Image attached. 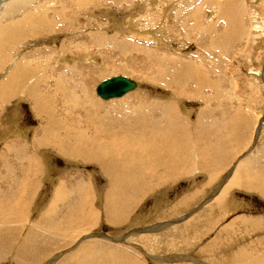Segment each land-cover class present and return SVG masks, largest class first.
I'll return each instance as SVG.
<instances>
[{"label": "rangeland", "instance_id": "obj_1", "mask_svg": "<svg viewBox=\"0 0 264 264\" xmlns=\"http://www.w3.org/2000/svg\"><path fill=\"white\" fill-rule=\"evenodd\" d=\"M11 1L12 0H0V7L2 4H9ZM29 1V5L11 14H15L13 17L11 15L6 17L4 19L5 21L2 20L0 24L12 21V26H15L24 14L33 12V8L38 6L39 3L42 4L44 2L60 0ZM154 1L155 0H104V2L101 3H94V6L87 4L86 6L85 3H83L82 6H84L85 12L81 14L83 15L81 17L77 16L72 18L68 12L70 10L65 11L64 15L67 17L66 19L70 17L72 21L74 20L73 23L70 21L71 23L69 22L65 27L61 26L62 24H57L58 21L50 17L52 15L51 11L47 12L46 22L57 24L53 33L46 32L34 37L35 39L28 38L24 41L23 39L20 40V38L17 39L18 35L13 37V35L7 34L4 37L3 44H6V41L7 44L3 45V48H1L3 49L2 54L6 55L5 57L7 58H5V60L9 61L5 65L3 64L4 61L3 63L0 61V66L2 69L4 68V71L0 68V70L3 71H0V82H5L6 80V82L8 81V83L12 85L14 82L12 79L15 77H10L8 78L9 80L6 78L10 71H14L13 68L17 59L28 52H33L37 48L40 50H47L49 47L54 52H59L61 50L60 48H63L60 44H67L68 41H73L71 44L69 43L64 46L67 48L66 50L69 51L62 55L55 56L53 61L48 64V68L51 69L52 73H55L54 76H56L60 69L63 71L65 67L69 77H72V71L76 68L79 71L78 76L81 91L84 92L87 86L91 92V97L103 104L117 101L125 103V111L123 113L126 114L118 110L114 112L108 110L95 111V114L98 113L97 115L99 116L105 117V115H108V118L104 121L101 120V125L103 127H107L109 122L113 124V135L116 137V141L114 140L115 142H113L114 146L109 145L110 149L114 151L116 144L118 145L124 142L125 145H140L141 148L150 145L151 149H154L153 151H156V149L162 146H166V149L170 150L163 138L162 141H160L161 137L154 138L155 141H160L155 145L158 148H155L153 144L151 146L153 142L148 140L150 131L166 132L165 135H168L172 139H175L176 136L180 138L185 135L182 139L186 140V142L190 141L189 144L192 148L189 153L193 156L194 160L192 163L195 164V168L197 167L198 172H196L195 169V172L193 171L192 174L185 176L184 174L180 175L178 179L175 180L163 179L158 182L143 181L141 185L137 181L128 183L123 190L116 191V196L121 202L124 204H126L128 200L130 202L126 212L120 218V221L118 220L119 222H117L111 214H106L107 211L111 213V204L107 206V203H105L106 193L111 186L108 187L109 185L106 184V179L101 175L100 168L93 164L92 161L72 159L67 156L61 157L55 154L52 149L59 148L62 151L69 150L68 148H60L56 142L41 146L45 131H48L49 136H64L66 131H56L54 128L47 129L45 121L36 116L29 99L25 98L22 100L19 99L17 95L15 97L11 96V94H8L12 93L11 86L7 85L0 89V91L2 90L0 92V109H2L0 110L2 113H0L2 115H0V218L4 215V218L2 217L1 220H3L4 223L6 222V224L11 222L15 224V222H19L16 227V236L13 237L12 240L9 241L5 236L0 239V264H85L84 262H86V264H120L119 260L115 262L113 255L118 259V257L125 255L127 250H133L134 253L132 256L146 258L147 262H145L143 258L142 260L139 258L142 263L146 264H158L157 257L162 255L171 256L172 251L180 253V250L191 252L190 256L185 255L187 260L190 258L200 260L202 257L206 256H200L198 254L196 256L198 250L202 249V246L210 238H213L214 235L216 236L217 232L219 233L221 230L230 231L229 228H226L229 223H241L239 221L241 215L246 217L264 216V198H262L258 191H250L247 193L244 190H232V192L230 191L231 193L229 192L232 197L230 195V198L228 197L229 199L226 198V202L220 200L221 202L218 204L214 201L215 195L218 194L220 188L229 181V177L233 174L236 167L235 164L241 159L245 161L244 158L247 157V154L249 155L254 150L258 149L261 144H264V35H262L261 38L260 36H256L258 33L253 31L255 22H258L259 26L263 27L262 31H264V0H179V2L178 0H156L157 3L161 1V4H157ZM50 7L54 9L53 5ZM55 8L58 7L55 6ZM136 11H140L138 12L139 15H137ZM147 13L149 15H147ZM139 17L142 18V20ZM93 19L94 22L92 21ZM144 19L146 22H144ZM108 20L111 21V23L108 22ZM95 21L96 23L98 21L97 25ZM106 22L109 25H107ZM93 23H95L94 25L97 27L93 26ZM105 23L106 25H104ZM140 26H145L143 28L144 30ZM58 27H61L62 30L58 29ZM21 29L23 32H28L22 25ZM71 30H73V32ZM60 32L61 34H59ZM133 32L136 34L134 35ZM97 33H99L98 36L96 35ZM138 33L139 35H137ZM86 34H90V36L88 35L87 37ZM142 34H148L151 38L147 36L144 38ZM151 35H153V38ZM259 35H261V32H259ZM73 36L74 38L78 36L77 38L81 39L73 40ZM29 37L32 36L29 35ZM110 37H112V39ZM7 38L9 40H6ZM97 38L100 41L97 40ZM107 39L113 41V46L111 43H109L110 47L101 46L102 40ZM12 40L15 42L12 43ZM9 41H11L13 46ZM18 41L20 42L18 43ZM88 41H90V43ZM22 42L24 43L21 47H18ZM75 42L76 45H79L78 50L75 49ZM120 42L122 44H120ZM16 43L18 45H16ZM83 45H86V47ZM7 47L10 49H7ZM13 48L14 50L12 51L11 49ZM132 48L135 51L132 50ZM25 49L26 51L24 52ZM84 49L86 51H84ZM89 49L94 51L91 50V52ZM128 50H130L129 53L125 54ZM136 51L138 53H136ZM145 59L150 61L148 62ZM126 60L127 62H125ZM66 61L69 63L67 64ZM33 65L31 66L33 71L29 68V73H27L28 76L30 75L28 81H35V78L38 79L39 77L44 78V75L48 77V73L45 70L40 71L39 75L37 69L39 65L36 64V62ZM44 66L45 64H40V67ZM117 70H119V72H117ZM196 71H198V73L194 77L196 80L193 82L204 85L202 86V88L204 87V91L201 88L200 92L198 91L199 93L197 90L190 89L192 88L191 86L185 85L188 83L187 81L178 80L179 77H183L182 74L194 73ZM203 72L205 76L202 74ZM37 74L39 76H37ZM114 76H124L132 80L136 83V89L121 98L109 100L101 99L96 94V87L103 80ZM41 78L38 79L40 84L38 88H36L41 97L40 107L43 114L41 116L48 121L52 119L60 122V120H63V116H60L62 111L60 110L59 102L54 100L52 103L51 98L47 101L44 99L45 95L51 97V93L53 95V93L56 92V90L53 89V85L51 90H49V87L45 86L47 83H53L55 79ZM86 79L89 81L85 83V86L83 81ZM197 79H199V81ZM201 81L202 83H200ZM214 85L217 86H215L217 90L218 88L219 90L221 89L220 92L219 90L216 91V89H213L215 88ZM166 86L170 88L167 89ZM206 86L209 87L205 90ZM173 93L177 95L176 98H174L175 95ZM191 94H193V97H191ZM78 95H80V93H78ZM137 97H143L149 102H175V104H177L178 114L173 110L172 112L174 113L171 111L165 112L162 115H158L157 113L153 114L152 117L144 122L145 120L141 115L134 113V107L136 106L135 99ZM176 99L179 100L177 101ZM82 102L81 98H79L78 101L77 99L69 97L68 104H71L73 107L70 110L72 116H76L79 113L77 105L82 104ZM19 105L20 107H17ZM204 105L210 107L212 105V107H208V109L207 106ZM219 106L220 108L217 109ZM4 107L7 108L5 109ZM111 108H113V105ZM204 108L206 109L204 110ZM115 112H118V115L122 114L121 116L125 117L126 120H123L121 117H118L120 121L117 118L115 119V116H113ZM45 114L48 116H44ZM160 116L163 117L161 118ZM183 116L186 117L187 120L183 119ZM88 118L89 115H85V118L83 117L82 120L87 121ZM173 118L176 121H174ZM176 118L179 119V121ZM247 119L249 121H247ZM187 121L190 124L187 123ZM177 123L179 124L178 126ZM197 128L199 130H197ZM218 130L219 132L222 131L219 133ZM202 131L205 132V134H203ZM234 131H236L235 134H237L238 137H236L237 135L234 134ZM241 131L244 132V135ZM81 132H84L85 136L89 139H92L94 136L93 131ZM209 134H211V136H209ZM221 134L224 136L222 137ZM214 135H218V137ZM106 137L107 136L104 138ZM190 137L191 140H189ZM218 138H220L221 141ZM11 143L13 145H11ZM15 143L19 145H17L18 148H16L17 146ZM223 143L225 145H223ZM196 146L198 147L196 148ZM6 147L14 148L17 151L11 155L6 151ZM19 148L27 154L29 160L25 159L21 161L22 158H19L21 156ZM224 149L228 151L225 152ZM180 150L182 149L180 148ZM124 151H122V154H124ZM221 152L223 154H221ZM139 153L140 149L138 150V154ZM232 153L234 155L237 153V155L235 158L227 160V154L232 156ZM187 154V149L178 153V155L183 158L187 156ZM175 155L177 154L175 153ZM65 158H69V160ZM223 158L225 161H223ZM203 160L205 162H203ZM212 163H215V165ZM139 165L140 166L136 169L137 172L143 168L142 164ZM221 167L224 168L221 170ZM188 168L189 166L186 165H181V167H179L180 171L184 170V172ZM207 168H209L208 170L211 168V171L216 169L224 171L225 173L221 172L216 178V180L218 179L217 181L214 180L211 184H208V181L205 179V170H207ZM160 169L154 172L152 169L151 172L156 175L159 173H161V175L167 174L165 167ZM253 169L261 170V166L256 164ZM227 173L230 175L228 174L226 176ZM219 181L221 182L219 183ZM260 183H264V179H262ZM138 189L140 191H138ZM216 190H218V192L214 195ZM58 194L60 196L59 199H61L59 201L57 199ZM224 202H229L230 204H226L225 206ZM221 206L225 209H222L223 207ZM205 207L214 208L213 212L216 215L215 218L213 217L212 219L211 217L209 219L207 223L208 226L202 219H197L195 223H191L193 217L196 215L202 218L201 215L203 212L201 211ZM51 208H53V211ZM201 208L203 209L200 211ZM227 208L229 210H226ZM230 208L232 210H237L231 211ZM218 212L219 216L217 215ZM5 217L7 219H5ZM39 217H42L40 221ZM220 218L223 219L219 220ZM262 220H264V217ZM215 222H217V224L211 229L212 223ZM32 224L35 227L30 229ZM261 227H263V231L259 232V234L256 233L255 237L262 238V241H264V222ZM185 228H187V230ZM207 229H211L210 232ZM37 230L38 232H36ZM27 234L29 235L27 236ZM25 237H27V239ZM139 237L146 239L144 245L138 240ZM238 237L237 239L240 240L242 236L238 235ZM255 237L252 239L250 237L248 240L252 241L257 239ZM232 239L235 241L237 240L236 238ZM2 240H4V242ZM24 241L26 243L28 242L27 244L29 245L24 243ZM21 243L23 244L21 245ZM243 243L247 244L245 241H237L235 245H229L231 248H224L231 250L226 256L235 251L236 246H240ZM8 244L11 246H7ZM20 247L22 248L20 249ZM27 249L28 251L26 252ZM263 251L264 248L262 249V252ZM112 252L113 254H111ZM18 253L19 255L16 256ZM26 253H28V255ZM86 256L88 257L86 258ZM128 261H131L130 257ZM158 261L160 264H163L162 259ZM127 262L124 264H127Z\"/></svg>", "mask_w": 264, "mask_h": 264}, {"label": "bare ground", "instance_id": "obj_2", "mask_svg": "<svg viewBox=\"0 0 264 264\" xmlns=\"http://www.w3.org/2000/svg\"><path fill=\"white\" fill-rule=\"evenodd\" d=\"M158 1V0H157ZM183 1V0H182ZM101 2H104V0H60V1H52V2H44V3H39L38 6H35L33 8V12H26L28 14H24L21 19L18 21V23L15 25V26H12L13 25V22H9V23H4V24H0V61L3 63L4 61V65L7 64V62L9 61H6L5 57L6 55H3L2 54V50L1 48H3V45H6L7 44V41H6V44H3L4 43V37L8 34V35H13L14 36H17V39L20 38L24 40L28 39V38H34L38 35H41V34H44L46 32L48 33H53L55 31V28H56V25L57 24H62L61 26H66L70 21L73 23V21L71 20L70 17H68L69 19H66L67 17L64 15L65 11H68L69 12V15H71V17H77V16H83L81 15L83 12H85L84 10V6L83 3H85V5H90V6H94V3H101ZM152 2V1H151ZM156 2V0L154 1ZM161 2V1H160ZM158 2V3H160ZM179 2V0H178ZM157 3V2H156ZM157 3V4H158ZM164 3V2H163ZM30 4V1L29 0H12L9 4L5 3V4H2L1 7H0V22L3 20L5 21L4 19L8 16H10L11 14L15 13L16 11L22 9L24 6H27ZM54 6V9H52V7H50L51 5ZM104 4V3H103ZM161 4V3H160ZM165 4V3H164ZM50 5V6H49ZM86 5V6H87ZM163 5V4H162ZM191 5V4H190ZM55 6H57L58 8H55ZM101 6V5H100ZM165 6V5H164ZM49 7V8H48ZM162 7V6H161ZM190 7V6H189ZM87 8V7H86ZM91 8V7H89ZM196 8V7H195ZM139 9V8H138ZM148 9V8H147ZM151 9V7H150ZM31 10V9H30ZM200 10V9H199ZM51 11L52 15L50 16L51 18L53 19H56V21H58L57 24H50V23H47L46 22V18H47V12ZM110 11V10H109ZM142 11V10H141ZM144 11V10H143ZM105 12V11H104ZM137 12V15L138 12L140 11H136ZM20 13V12H19ZM67 13V12H66ZM149 13V12H148ZM147 13V15H149ZM93 14V13H92ZM144 14V12H143ZM15 15V14H14ZM14 15H11L12 17ZM19 15V14H18ZM94 15V14H93ZM99 15V14H98ZM110 15V14H108ZM105 16V15H104ZM97 17V16H96ZM99 17V16H98ZM148 17V16H147ZM145 17V18H147ZM194 17V16H193ZM196 17H197V13H196ZM201 17V16H200ZM11 18V17H10ZM90 18V17H88ZM140 18V17H139ZM144 18V17H143ZM149 18V17H148ZM192 18V17H191ZM13 19V18H12ZM82 19V18H81ZM81 19H78V20H81ZM86 19V18H85ZM142 20V18H140ZM150 19V18H149ZM196 19V18H195ZM194 19V20H195ZM88 20V19H87ZM86 20V21H87ZM90 20V19H89ZM16 21V20H14ZM94 22V19L92 20ZM107 21V20H106ZM152 21V20H151ZM253 21V20H252ZM70 22V23H71ZM77 22V21H76ZM75 22V23H76ZM83 22V21H81ZM85 22V21H84ZM104 22V21H103ZM108 22L111 23V21L108 20ZM144 22L145 19H144ZM148 22V21H147ZM150 22V21H149ZM198 22V21H197ZM86 23V22H85ZM89 23V22H88ZM96 23V21H95ZM93 23V26H95ZM98 23V21H97ZM96 23V25H97ZM107 23V22H106ZM106 23L104 25H106ZM154 23V22H153ZM194 23V22H193ZM254 23V22H253ZM80 24V23H79ZM100 24V23H99ZM187 24V23H186ZM252 24V23H251ZM21 25L25 28V30L27 29V31H24L26 33H24L21 29ZM69 25H72V24H69ZM90 25V24H88ZM107 25H109L107 23ZM74 26V24H73ZM82 26V25H80ZM79 26V27H80ZM99 26V25H98ZM194 26V25H192ZM191 26V27H192ZM206 26V25H205ZM72 27V26H71ZM76 27V25H75ZM86 27V26H85ZM97 27V26H95ZM142 27V26H140ZM145 27V26H144ZM142 27V29L144 28ZM195 27V26H194ZM200 27V26H199ZM208 27V26H207ZM254 30L255 33H258L256 36H262L264 35V31L263 30V27H260L258 22H255L254 23ZM63 28V27H62ZM82 28V27H80ZM89 28V27H88ZM92 28V27H91ZM90 28V29H91ZM104 28V27H103ZM102 28V29H103ZM136 28V27H134ZM193 28V27H192ZM191 28V29H192ZM196 28V27H195ZM58 29H61V27ZM65 29V28H64ZM68 29V28H67ZM74 29V28H73ZM79 29V28H78ZM93 29V28H92ZM130 29V28H129ZM57 30V29H56ZM62 30V29H61ZM76 30V29H74ZM144 30V29H143ZM190 30V29H188ZM202 30V28H201ZM206 30V29H205ZM73 32V30H71ZM80 31V30H79ZM83 31V29H82ZM100 31V30H99ZM136 31V30H135ZM191 31V30H190ZM68 32V30H67ZM129 32V31H128ZM137 32V31H136ZM151 32V31H149ZM202 32V31H201ZM205 32H208V31H205ZM259 32H261V35H259ZM58 33V32H57ZM56 33V34H57ZM66 33V31H65ZM87 33V32H85ZM134 33V32H133ZM141 33V32H139ZM139 33L137 35H139ZM61 34V32L59 33ZM58 34V35H59ZM75 34V33H74ZM79 34V33H78ZM81 34V33H80ZM94 34V33H93ZM99 33H97L96 35L98 36ZM136 33H134L135 35ZM146 34V33H144ZM153 34V33H152ZM203 34H204V29H203ZM32 36V37H29ZM51 35V34H50ZM66 35V34H65ZM76 35V34H75ZM74 35V36H75ZM87 35V34H86ZM90 36V34H88ZM87 35V37H88ZM131 35L133 36V34L131 33ZM143 35V34H142ZM141 35V36H142ZM188 35V34H187ZM198 35V34H197ZM44 36V35H43ZM70 36V35H69ZM73 36V40H80L81 38H74ZM81 36V35H80ZM131 36V37H132ZM144 38L145 36L147 37H150V35H143ZM152 38H153V35H151ZM207 36V35H206ZM136 37V36H135ZM190 37V36H189ZM45 38V37H44ZM108 38V37H107ZM112 39V37H110ZM151 38V37H150ZM262 38V37H261ZM35 39V38H34ZM86 39V38H85ZM103 39V38H101ZM6 40H9L8 38ZM11 40V38H10ZM31 40V39H30ZM84 40V38H83ZM97 40H99L97 38ZM261 40V39H260ZM65 41V40H64ZM85 41V40H84ZM91 41V40H90ZM90 41H88L90 43ZM100 41V40H99ZM15 42L14 40H12V43ZM20 41H18L19 43ZM26 42V41H25ZM73 41H68L67 44H71ZM9 43L12 45L11 41H9ZM24 42H22L20 45H18L16 43V45H18V47H21V45L23 44ZM27 43V42H26ZM31 43V42H30ZM109 43H111V45L113 46V41H109L108 39L107 40H102V43H101V46L103 47H110ZM210 43V42H209ZM264 43V42H263ZM37 44V43H36ZM67 44H60L61 47L63 48H60L61 50L59 52H54L53 50H51V48L49 47V49L47 50H40L39 48L35 49V51L33 52H28L27 54L21 56L20 58L17 59L15 65H14V71H10L7 78H10V77H13L14 79H12V81L14 80V82L11 84L8 83V81L6 82H0V89L6 87L7 85H10L11 86V91L12 93H8V94H11V96H18L19 99H22L24 100L25 98H28L29 101L31 102V105L33 106V110L36 114V116L42 120L45 121V126L46 128H54L56 129V131H66L65 135L64 136H58V135H55V136H49L48 135V131H45L44 132V136L42 138V145L41 146H45L51 142H56L58 144V146L60 148H68L69 150L67 151H62L61 149H52L55 154H58L59 156L61 157H64V156H67V157H70L72 159H80V160H87V161H92L93 164L97 165L99 168H100V172H101V175L103 176V178L106 179V184L109 185L108 187H110L109 191L106 193V202L107 203V206L109 204H111V213H107L108 215L111 214V216L117 220V222L120 221V218L123 216V214L126 212V209L129 207L130 205V202L128 200V202L126 204H124L123 202H121L118 197L116 196V191L117 190H123L125 188V186L132 182V181H137L140 183L143 182V181H152V182H158L160 180H163V179H168V180H172V179H178V176L180 175H190L193 173V171L195 172V169H196V172L197 171V167L195 168V164L192 163V161L194 160L193 159V156L189 153V151L191 152V148L190 147V141L189 142H186V140L182 139L184 136L178 138V136L175 137V139H172L170 138L168 135L166 136V132L163 133L162 131H150V135H149V139L148 140H151L153 143H151V146L152 144L154 145L155 148H158L156 147L155 145H157L160 141H162V138L164 139V142L166 143V145H168V147L170 148V150L166 149V146L165 147H159V149H156V151H153L150 147V145H146L144 147H140V145H136L133 146L130 145V144H127L125 145V143H120V144H116V147H115V150L112 151L110 149V146L109 145H113V142H115L116 140V137L113 135V124H111L110 122L108 123V126L107 127H103L101 124H102V121H104L106 118H108L106 115L105 117L103 116H99L97 115L98 111L96 112L97 114H95V111L96 110H99V111H103V110H108V111H111V112H114L115 110H118L120 111L121 113H123L125 111V103L122 102V101H117V102H110L108 104H103L101 102H98L97 100H94L93 97H91V92L89 90V88L86 86V82L89 81L88 79H86L84 82V85L86 86L85 88V91H81V86L79 85L80 84V81H79V71L78 69H74L72 71V77H69L66 73V68L64 67L63 71H60L57 73L56 76H54L55 73H52V70L48 68V64H50L51 61H53V58L55 56H59V55H62L64 54L65 52L69 51V50H66L67 48H65L64 46L67 45ZM120 44H122L120 42ZM9 45V44H8ZM27 45V44H26ZM35 45V44H34ZM75 49H79V45L77 44L76 45V42H75ZM73 45V46H74ZM81 45V44H80ZM94 45V44H93ZM92 45V46H93ZM100 45V44H99ZM211 45V44H210ZM10 46V45H9ZM8 46V47H9ZM13 46V45H12ZM72 46V45H71ZM86 47V45H83ZM97 46V45H96ZM121 46V45H120ZM7 49H10L8 48ZM11 47V46H10ZM14 47H15V44H14ZM17 47V46H16ZM29 47V45H28ZM89 47V46H88ZM100 47V46H99ZM132 47V46H130ZM6 48V47H5ZM4 48V49H5ZM12 48V47H11ZM43 48V47H41ZM47 48V47H46ZM70 48V47H69ZM74 48V47H73ZM97 48V47H95ZM135 48V47H134ZM17 49V48H16ZM21 49V48H20ZM12 51L14 50L11 49ZM10 50V51H11ZM18 50V49H17ZM16 50V51H17ZM75 50V51H77ZM82 50V49H81ZM90 50V49H89ZM92 50V49H91ZM90 50V51H91ZM98 50V49H97ZM125 50V49H124ZM131 50V49H130ZM126 52L125 54L129 53V51ZM132 50H134L132 48ZM8 51V50H6ZM5 51V52H6ZM26 51V49L24 50V52ZM30 51V50H28ZM62 51V52H61ZM84 51H86L84 49ZM88 51V50H87ZM94 51V50H92ZM91 51V52H92ZM96 51V50H95ZM135 51V50H134ZM4 52V51H3ZM9 52V51H8ZM7 52V53H8ZM19 52V50H18ZM21 52V51H20ZM23 52V51H22ZM78 52V51H77ZM99 52V50H98ZM141 52V51H139ZM143 52V51H142ZM87 53V52H86ZM96 53V52H95ZM136 53H138L136 51ZM143 53H146L145 51ZM149 53V52H147ZM21 54V53H20ZM88 54V53H87ZM123 54V55H125ZM94 55V53H93ZM133 55V53H132ZM80 56V55H79ZM156 56V55H155ZM18 57V56H17ZM61 57V56H60ZM133 57V56H132ZM10 58V56H9ZM8 58V59H9ZM85 58V57H84ZM95 58V57H94ZM154 58V57H153ZM68 59V58H67ZM93 59V58H92ZM98 59V58H97ZM132 59V58H131ZM148 59V57H147ZM145 59V60H147ZM75 60V59H74ZM80 60V59H78ZM82 60V59H81ZM134 60V59H133ZM136 60V58H135ZM144 60V61H145ZM148 62L150 60H147ZM13 62V61H12ZM36 62V64L39 65V67H37L38 69V72H39V75H40V71H47L48 73V77L47 75H44V78L47 79V78H50V79H55L53 81V83H47L45 86L46 87H49V90H51V87L53 85V89L56 90L55 93H51V97H47L45 95L44 99L49 100L51 98V102L53 103V101L55 100L56 102L58 101L59 102V107H60V110L62 111V113L60 114V116H63V120H60V122L56 121V120H52V119H49V121L45 118H43L41 115L42 112H41V107H40V96H39V93H38V89L36 90V88H38L40 82H39V77L38 79L35 78V81L33 80L32 82L31 81H28L30 75L28 76L27 73H29V68L31 69V66ZM61 62V61H59ZM58 62V63H59ZM67 62V61H66ZM124 62V61H123ZM122 62V63H123ZM127 62V60L125 61ZM124 62V64H125ZM69 62H67L68 64ZM76 63V62H75ZM73 63V64H75ZM99 63V62H98ZM121 63V62H120ZM144 63V62H143ZM146 63V62H145ZM9 64V63H8ZM40 64H45L44 67H40ZM95 64V63H94ZM128 64H129V61H128ZM126 65V64H125ZM131 65V64H130ZM34 66V65H33ZM34 67V68H35ZM101 67V66H100ZM114 67V66H112ZM127 67L129 68V66L127 65ZM203 67V66H202ZM0 68L2 69V67L0 66ZM200 68V67H199ZM4 69V68H3ZM2 69V70H3ZM9 69V67H8ZM0 70V71H2ZM33 71V69H31ZM201 70V69H199ZM4 71V70H3ZM2 71V72H3ZM9 71V70H8ZM7 71V72H8ZM36 71V69H35ZM146 71V70H145ZM1 72V73H2ZM25 72V73H24ZM37 72V71H36ZM101 72V71H100ZM117 72H119V70H117ZM147 72V71H146ZM6 73V72H5ZM32 73V72H31ZM35 73V72H34ZM110 73V72H109ZM198 73V71L194 72V73H186V74H182V78H178V80L180 81H187L188 83L185 84V85H188V86H191L192 88L190 89H194L195 91L197 90V92L201 90L202 86L204 85H200L198 82V84L194 83L193 81L196 80L194 77L196 76V74ZM255 73V72H254ZM142 74V73H141ZM144 74V73H143ZM204 75V72L202 73ZM5 75V74H4ZM37 74V76H39ZM106 75V74H105ZM112 75V74H111ZM145 75V74H144ZM148 75V74H146ZM199 75V74H198ZM202 75V76H203ZM259 75V74H258ZM36 76V77H37ZM53 76V77H52ZM200 76V77H202ZM205 76V75H204ZM32 77V76H31ZM147 77V76H146ZM199 77V76H197ZM33 78H34V75H33ZM43 78V77H42ZM41 78V79H42ZM43 78V79H44ZM31 79V78H30ZM149 79V78H148ZM9 80V79H8ZM38 80V81H36ZM199 81V79H197ZM4 81V80H3ZM46 83V82H45ZM173 83V82H172ZM176 83V82H175ZM202 83V81L200 82ZM194 84V85H193ZM208 84V83H207ZM166 85V84H165ZM182 85V84H181ZM198 85V86H197ZM43 86V85H42ZM70 86V87H69ZM184 86V84H183ZM201 86V87H200ZM213 86V85H212ZM216 85H214L215 87ZM219 86V85H218ZM222 86V85H220ZM176 87V86H175ZM187 87V86H186ZM209 87V86H208ZM207 86L205 87V90L208 88ZM217 87V86H216ZM213 88V89H216ZM70 88V89H68ZM97 88V87H96ZM167 89H169L167 86H166ZM185 88V87H184ZM204 88V87H203ZM202 88V89H203ZM173 89V88H172ZM179 89V88H178ZM212 89V90H213ZM9 90V89H8ZM175 90V89H174ZM182 90V89H181ZM193 90V91H194ZM210 90V91H212ZM219 90V88H218ZM216 89V91H218ZM221 90V89H220ZM219 90V92H220ZM2 91V90H1ZM0 91V92H1ZM4 91V90H3ZM6 91V90H5ZM96 91V90H95ZM172 91V90H171ZM179 91V90H178ZM188 91V90H187ZM192 91V90H191ZM204 91V89H203ZM202 91V92H203ZM209 91V92H210ZM223 91V90H222ZM52 92V91H51ZM173 92V91H172ZM175 92V91H174ZM185 92V91H184ZM190 92V91H189ZM198 92V93H199ZM224 92V91H223ZM3 93V92H2ZM46 93V92H45ZM78 93H80V95H78ZM194 93V92H193ZM196 93V92H195ZM227 93V92H225ZM224 93V94H225ZM6 94V92H5ZM174 94V93H173ZM176 94V92H175ZM174 94V95H175ZM202 94V93H201ZM200 94V96H201ZM215 94V93H214ZM228 94V93H227ZM1 95V94H0ZM3 95V94H2ZM41 96L43 94H40ZM126 95V94H125ZM188 95V94H187ZM193 97V94H191ZM256 95V94H255ZM7 96V95H5ZM25 96V97H24ZM44 96V95H43ZM141 96V95H140ZM177 95H175L174 98H176ZM181 96V95H180ZM184 96V95H183ZM199 96V95H197ZM218 96V95H217ZM221 96V95H220ZM224 96V95H223ZM222 96V97H223ZM233 96V95H232ZM1 97V96H0ZM4 97V95H3ZM69 97L73 98V99H77L79 101V98L82 99V104H79L77 105V108H79V113L76 115V116H72L70 114V110L73 108L71 106V104L69 105L68 104V100H69ZM196 97V96H195ZM202 97V96H201ZM200 97V98H201ZM203 97H206V96H203ZM228 97V96H227ZM255 97V96H253ZM6 98V97H5ZM9 98V97H8ZM173 98V99H174ZM186 98V97H185ZM189 98V96H188ZM19 99H18V102H19ZM136 106L134 107V113H138L139 115L142 116V118L145 120L144 122L147 121V119H149L150 117H152L153 114H157L158 115H162L163 113L165 112H172V110L178 114V111H177V104H175V102H167V103H159V102H149V101H146L143 97H137L136 99ZM177 100V99H176ZM179 100V99H178ZM177 100V101H178ZM204 100V99H203ZM217 100V99H216ZM232 100V99H231ZM12 101V100H11ZM45 101V100H44ZM102 101V100H101ZM168 101V100H167ZM220 101V100H219ZM223 101V100H222ZM225 101V100H224ZM229 101V100H228ZM9 102V101H8ZM49 102V101H48ZM204 102V101H203ZM227 102V101H226ZM3 103V102H2ZM78 103V102H77ZM205 103V102H204ZM207 103V102H206ZM223 103V102H222ZM9 104V103H8ZM220 104V103H219ZM113 105V108H111V106ZM208 105V104H207ZM207 105H204V106H207ZM3 106V104H2ZM1 106V107H2ZM5 106V105H4ZM221 106V105H220ZM220 106L217 108L219 109ZM9 107V106H8ZM17 107H20L17 106ZM186 107V106H185ZM210 107V106H207V108ZM212 107V105H211ZM210 107V108H211ZM5 109L7 107H4ZM50 108V107H48ZM4 109V110H5ZM206 108H204L205 110ZM209 109V108H208ZM2 110V109H0ZM8 110V109H7ZM49 110V109H48ZM192 111V110H191ZM18 112V111H17ZM172 112V113H174ZM204 112V111H203ZM208 112V111H207ZM1 113V112H0ZM5 113V112H4ZM3 113V114H4ZM215 113V112H214ZM2 114V113H1ZM0 114V115H1ZM17 114V113H16ZM104 114V113H103ZM106 114V113H105ZM115 116L114 118L118 119V117H121L123 120H126L125 117L121 116L122 114L118 115L119 113L118 112H115L114 113ZM123 114H126V113H123ZM175 114V115H177ZM209 114V113H208ZM248 114V113H247ZM85 115H89V118L87 119V121H83L82 118L84 117L85 118ZM249 115V114H248ZM2 116V115H1ZM17 116V115H16ZM44 116H48V115H44ZM83 116V117H82ZM111 116V115H110ZM174 116V114H173ZM180 116V115H179ZM178 116V117H179ZM182 116V115H181ZM186 116V115H185ZM250 116V115H249ZM252 116V114H251ZM254 116V115H253ZM50 117V116H49ZM112 117V116H111ZM110 117V118H111ZM161 117V116H160ZM163 117V116H162ZM161 117V118H162ZM201 117V116H200ZM248 117V116H247ZM3 118V117H2ZM1 118V119H2ZM120 118V119H121ZM174 119V118H173ZM177 119V118H176ZM183 119L187 120L186 117L183 116ZM200 119V118H199ZM7 120V119H6ZM12 120V119H11ZM102 120V121H101ZM114 120V119H113ZM119 120V119H118ZM157 120V119H156ZM155 120V121H156ZM163 120V119H162ZM179 121V119H177ZM184 120V121H185ZM233 120V119H232ZM252 120V118H251ZM250 120V121H251ZM76 121V123H75ZM120 121V120H119ZM173 121V120H172ZM174 121H176L174 119ZM247 121H249L247 119ZM142 122V121H141ZM158 122H159V119H158ZM168 122V121H167ZM171 122V120H170ZM12 123V122H11ZM187 123H189L187 121ZM138 124H139V121H138ZM143 124V123H142ZM157 124V123H156ZM163 124V123H162ZM190 124V123H189ZM241 124V123H239ZM246 124V123H245ZM146 125V124H145ZM172 125V124H171ZM179 124L177 123V126ZM216 125V124H215ZM140 126V125H139ZM143 126V125H142ZM151 126V125H150ZM153 126V125H152ZM157 126V125H156ZM176 126V125H174ZM201 126V125H200ZM235 126V125H234ZM239 126V125H238ZM246 126V125H245ZM256 126V125H255ZM135 127V126H134ZM171 127V126H170ZM181 127V126H180ZM214 127V126H213ZM212 127V128H213ZM248 127V125H247ZM250 127V126H249ZM139 128V127H138ZM144 128V127H143ZM147 128V127H146ZM162 128V126H161ZM188 128V127H187ZM234 128V127H233ZM103 129V130H102ZM131 129V128H129ZM134 129V128H133ZM158 129V128H157ZM173 129V128H172ZM189 129V128H188ZM203 129V128H202ZM201 129V130H202ZM6 130V129H5ZM9 130V129H8ZM123 130V129H122ZM142 130V128H141ZM145 130V129H144ZM160 130V128H159ZM165 130V129H164ZM187 130V129H185ZM190 130V129H189ZM193 130V129H192ZM197 130H199L197 128ZM200 130V131H201ZM214 130V129H213ZM12 131V130H11ZM81 131H93L94 132V136L92 139H89L88 137L85 136V133L84 132H81ZM115 131V129H114ZM149 131V130H147ZM175 131V130H174ZM206 131V130H205ZM222 131V130H221ZM220 131V132H221ZM107 132V134H106ZM123 132V131H121ZM191 132V131H190ZM203 132V131H202ZM215 132V131H214ZM219 132V130H218ZM219 132V133H220ZM236 131H234V134H235ZM242 132V131H241ZM247 132V131H246ZM130 133V131H129ZM135 133H136V130H135ZM138 133H141V132H138ZM171 133V132H170ZM193 133V132H192ZM217 133V132H216ZM244 132H242L243 134ZM34 134V133H33ZM123 134V133H122ZM168 134V132H167ZM176 134V133H175ZM187 134V133H186ZM190 134V133H189ZM203 134H205V132H203ZM214 134V133H212ZM247 134V133H246ZM261 134V133H260ZM116 135V134H115ZM133 135V133H132ZM138 135V134H137ZM170 135V134H169ZM178 135V134H177ZM202 135V133H201ZM207 135V134H206ZM219 135V134H218ZM218 135H214L216 137H218ZM237 135V134H235ZM234 135V136H235ZM244 135V134H243ZM105 136H107L106 138H104ZM114 136V137H113ZM129 136V135H128ZM209 136H211V134H209ZM222 136V134H221ZM224 136V135H223ZM222 136V137H223ZM240 136V135H239ZM242 136V135H241ZM118 137V135H117ZM121 137V136H120ZM161 137V140L160 141H155L154 138H159ZM199 137V136H198ZM213 137V135H212ZM221 137V138H222ZM238 137V135L236 136ZM246 137V136H244ZM135 138V137H134ZM137 138V137H136ZM140 138V137H139ZM241 138V137H239ZM126 139V138H125ZM132 139V138H131ZM203 139V138H202ZM220 140V138H218ZM217 139V140H218ZM115 140V141H114ZM119 140V138H118ZM117 140V142L119 143V141ZM135 140V139H134ZM133 140V141H134ZM191 140V137L190 139ZM238 140V139H237ZM122 141V140H121ZM128 141V140H127ZM221 141V140H220ZM239 141V140H238ZM126 142V140H125ZM140 142V141H139ZM223 142V141H222ZM220 142V143H222ZM13 143V141H12ZM11 143V145H13ZM192 143V142H191ZM210 143V142H209ZM217 143V142H216ZM241 143V142H239ZM16 144V143H15ZM136 144V143H135ZM139 144V143H138ZM141 144V143H140ZM149 144V143H148ZM219 144V143H217ZM216 144V145H217ZM18 144H16L17 146ZM163 145V144H162ZM182 145V146H181ZM214 145V144H213ZM221 145V144H220ZM223 145H225L223 143ZM19 146V145H18ZM18 146L16 148H18ZM114 146V145H113ZM112 146V147H113ZM181 146V147H180ZM195 146V145H194ZM218 146V145H217ZM198 146H196L197 148ZM203 147V146H202ZM215 147V146H214ZM257 147V146H256ZM180 148L182 150H180ZM218 148V147H217ZM247 148V147H246ZM140 149V153L138 154V150ZM184 149H187L188 150V154L187 156H185L184 158L183 157H180L178 155V153H180L181 151H183ZM213 149V148H212ZM231 149V148H230ZM126 150V151H124ZM180 150V151H179ZM208 150V149H207ZM225 152L228 151L227 149H224ZM6 151L8 153H10L11 155L17 151L16 149L14 148H10V147H6ZM19 151L21 153V156L19 157L21 159V161L25 160V159H28L29 158L27 157V154H25L23 152V150L21 148H19ZM122 151H124L122 154ZM216 151V150H215ZM230 151V150H229ZM252 151V149H251ZM212 152V151H211ZM233 152V151H231ZM175 153L177 155H175ZM217 153H218V150H217ZM217 153H216V156H217ZM229 153V152H228ZM248 153V152H247ZM183 154V153H182ZM194 154V153H193ZM211 154V153H210ZM221 154H223L221 152ZM226 154V153H225ZM224 154V155H225ZM233 154V153H232ZM140 155V157H139ZM237 155V153H236ZM236 155H228L227 154V160L231 159V158H235ZM136 157V158H135ZM210 157V156H208ZM10 158V157H9ZM134 158V160H133ZM221 158V157H219ZM67 160H69V158H65ZM196 159V158H195ZM206 159V158H205ZM224 159V158H223ZM226 160V161H227ZM245 161H243V159L241 160H237V164L236 167H235V170L233 172V174L231 175V177H229V181L228 182H224V186L220 188L219 192L218 190L215 191L214 195L218 192L217 195H215V200L218 204L221 202V201H225L226 202V198H228L232 192V190H244L245 192L249 193L250 191H258L262 198H264V183H260V181L262 179H264V144H261V146L254 150L252 153H250L249 155L247 154V157L244 158ZM209 161V160H208ZM214 161V160H213ZM218 161V160H217ZM225 161V159L223 160ZM195 162V161H194ZM203 162H205L203 160ZM202 162V163H203ZM142 164L143 165V168L141 170H138V172L136 171V169L140 166L139 164ZM196 163V162H195ZM193 164V165H192ZM207 164V163H206ZM211 164V163H210ZM215 165V163H212ZM256 164H259V166H261V170H254V166ZM21 165V164H20ZM182 166H189V168L184 172L183 171H180L179 167ZM197 165V164H196ZM203 165V164H202ZM208 165V164H207ZM221 165V164H220ZM199 166V165H197ZM218 166V165H217ZM149 167V169H148ZM162 167H165L166 170H167V174H163L161 175V173H159L158 175H156L155 173H153L155 170L157 169H160ZM216 167V166H214ZM213 167V168H214ZM230 167V166H229ZM48 168V167H47ZM157 168V169H156ZM184 168V167H183ZM186 168V167H185ZM205 168V167H204ZM224 167H221V170L223 169ZM153 169V172H151V170ZM209 168H207L206 171V177L205 179L208 181V184H211L214 180H216L217 176L221 173V172H224V171H221V170H212L211 171V168L210 170H208ZM219 169V167H218ZM161 170V169H160ZM92 171V170H91ZM180 171V173H179ZM229 171V170H228ZM157 172V171H156ZM212 172V173H211ZM227 172V171H226ZM93 173V172H92ZM225 173V172H224ZM139 174V176H138ZM208 174V175H207ZM223 174V173H222ZM221 174V176H222ZM229 173L226 174V176L228 175ZM231 174V172H230ZM229 174V175H230ZM83 179V178H82ZM220 179V178H219ZM95 180V179H94ZM84 181V180H83ZM82 181V182H83ZM90 181V180H89ZM88 181V182H89ZM222 181V180H221ZM219 181V183L221 182ZM225 181V180H224ZM79 182V181H78ZM223 182V181H222ZM218 183V184H219ZM148 184V183H146ZM145 185V184H144ZM150 185V184H149ZM216 185V184H215ZM214 185V186H215ZM9 187V186H8ZM86 187V185H85ZM144 187V186H143ZM148 188V187H147ZM83 190V189H82ZM144 190V189H143ZM211 190V189H210ZM138 191H140L138 189ZM231 191V192H230ZM230 192V193H229ZM59 193V191H58ZM70 193V192H69ZM78 193V192H77ZM85 193V192H83ZM138 193V192H137ZM60 194V193H59ZM59 194L57 195V199L58 201L61 200L59 199ZM198 194V193H197ZM136 195V194H135ZM138 195V194H137ZM143 195V194H142ZM235 195V194H234ZM100 197V195H99ZM193 197V196H192ZM232 197V195H231ZM66 198V197H65ZM63 198V199H65ZM230 198V197H229ZM228 198V199H229ZM56 200V199H55ZM133 200V199H132ZM130 200V201H132ZM221 200V201H220ZM231 200V199H230ZM4 201V200H3ZM2 201V202H3ZM213 201V200H212ZM229 201V200H228ZM10 202V201H9ZM224 202V203H225ZM104 203V202H103ZM104 203V204H105ZM235 203V202H234ZM232 203V204H234ZM238 203V202H237ZM3 204V203H2ZM212 204V203H211ZM210 204V205H211ZM216 204V203H215ZM226 204H230L229 202L228 203H225V206ZM241 204V203H240ZM239 204V205H240ZM92 205V204H91ZM101 205V204H100ZM235 205V204H234ZM238 205V204H237ZM106 206V205H105ZM206 206V205H205ZM213 206V205H212ZM245 206V205H244ZM243 206V207H244ZM10 207V206H9ZM215 207V206H214ZM219 207V206H218ZM223 207V206H221ZM229 208V207H228ZM226 209V210H229V209ZM237 208V207H236ZM9 209V208H8ZM14 209V208H13ZM203 208L200 209V211L202 210ZM213 209L214 208H207L205 207L201 212H203V214L201 215L202 218H199L196 216L193 217V220L191 223H195L197 221V219H202L204 220V222H206L205 224L207 225V223L209 222V219L212 217L215 218V214L213 212ZM220 209V208H219ZM222 209H225L224 207ZM221 209V210H222ZM51 210L53 211V208H51ZM108 210V209H107ZM109 210V211H110ZM212 210V212H211ZM231 211L233 210H237V209H231ZM242 210V209H241ZM215 211V210H214ZM217 211V210H216ZM220 211V210H218ZM224 211V210H223ZM247 212V211H245ZM244 212V213H245ZM6 213V212H5ZM222 213V212H221ZM229 213V212H227ZM231 213V212H230ZM235 213V212H234ZM97 214V213H96ZM219 214V212L217 213V215ZM225 214V213H224ZM3 215V214H2ZM195 215V214H194ZM253 215V214H251ZM200 216V217H201ZM219 216V215H218ZM4 218V215L2 216ZM1 217V218H2ZM86 217V216H85ZM226 217V216H225ZM264 216H257V217H246V216H240V224L236 227V228H233L231 227V224L229 223L230 227L232 229L229 228L230 231L228 230H221L219 233L217 232L216 236L214 235V238H212L209 242H207L203 247L204 249L202 248V250H207L209 251L210 253H212L214 250H220V247H216L215 245H218V242L220 243L221 242V236L224 235V236H227V237H223L222 240L224 242L223 244V248L225 246H228V245H233L235 244V242L237 241H242V240H245L246 238L250 237L251 235L253 234H256L254 231V233L252 234V230H255L257 231V233L259 234V232H262L263 231V227H261V225L263 224L264 220L263 219ZM0 218V239L5 236V238L12 240L13 237L16 236V227H17V223L19 222H15V224H13L12 222L11 223H8L6 224V222L4 223L3 220H1ZM11 218V217H10ZM13 218V217H12ZM219 218V217H217ZM224 218V217H223ZM223 218H220L219 220L223 219ZM5 219H7L5 217ZM15 219V218H14ZM42 219V217H39V221ZM184 219V218H183ZM18 220V219H17ZM28 220V219H27ZM86 220V219H85ZM108 220V219H107ZM119 220V221H118ZM236 220V219H235ZM29 221V220H28ZM111 221V220H110ZM213 221V220H212ZM8 222V221H7ZM30 222V221H29ZM235 223V222H233ZM232 223V224H233ZM21 224V223H20ZM210 224V223H209ZM215 224H217V222L215 223H212V227L211 229L215 226ZM236 224V223H235ZM35 225V224H34ZM211 225V224H210ZM219 225V224H218ZM227 225V224H226ZM225 225V226H226ZM228 225V226H229ZM186 226V225H185ZM208 226V225H207ZM206 226V227H207ZM227 226V227H228ZM20 227V226H19ZM35 226H32L30 227V229H33ZM226 227V228H227ZM193 228V227H192ZM209 228V227H208ZM224 228V227H223ZM247 228V229H246ZM40 229V228H39ZM187 230V228H185ZM210 229V230H211ZM221 229V228H220ZM24 230V229H23ZM208 230V229H207ZM210 230H208L210 232ZM251 231V233L249 231ZM178 231V230H177ZM205 231V230H203ZM214 231V230H213ZM219 231V230H218ZM31 232V231H29ZM38 232V230L36 231ZM172 232V231H171ZM174 232V231H173ZM208 232V233H209ZM249 232V233H248ZM22 233V232H21ZM24 233V231H23ZM177 233V232H175ZM212 233V232H211ZM210 233V234H211ZM43 234V233H42ZM245 234V235H244ZM20 235V234H19ZM18 235V236H19ZM29 234H27L28 236ZM205 235V234H204ZM203 235V236H204ZM208 235V234H206ZM234 235H239V236H242L240 237V240L237 239L236 241L235 240H231V236L233 237ZM263 235V234H262ZM35 236V235H34ZM39 236V235H38ZM220 236V237H218ZM200 237V236H199ZM255 237V236H254ZM253 237V238H254ZM27 239V237H25ZM24 238V239H25ZM31 238V237H30ZM35 238V237H34ZM33 238V239H34ZM39 238V237H38ZM148 238V237H147ZM235 238V237H233ZM239 238V237H237ZM257 238V237H255ZM252 239V238H251ZM250 239V240H251ZM6 240V239H5ZM23 240V239H22ZM21 240V241H22ZM38 240V239H37ZM36 240V241H37ZM138 240L140 241V243L142 245L145 244V241L146 239L145 238H138ZM263 239L262 238H257V239H254L250 242L248 241H245L247 242V244L243 243L242 245L238 246L235 251H233L232 253H230L228 256H226V254H220L221 255L219 258H218V261L223 264H264V251L262 252V249L264 248V241H262ZM4 242V240H2ZM14 241V240H13ZM42 241V240H41ZM48 241V240H47ZM235 241V242H234ZM197 242V241H196ZM7 243V242H6ZM12 243V242H11ZM10 243V244H11ZM24 243H26L24 241ZM28 243V242H27ZM26 243V244H27ZM34 243V242H32ZM36 243V242H35ZM1 244V242H0ZM10 244H8L7 246H9ZM19 244V243H18ZM23 243H21L22 245ZM31 244V242H30ZM38 244V243H37ZM241 244V243H240ZM5 245V244H3ZM12 245V244H11ZM10 245V246H11ZM14 245V244H13ZM20 245V246H21ZM29 245V244H27ZM26 245V246H27ZM33 245V244H32ZM222 245V244H221ZM1 246V245H0ZM19 246V245H18ZM24 246V245H23ZM36 246V245H35ZM34 246V247H35ZM44 246V245H43ZM3 247V246H2ZM17 247V246H16ZM31 247V246H30ZM7 248V247H6ZM9 248V247H8ZM22 247H20L21 249ZM26 248V247H25ZM29 248V247H27ZM39 248V247H38ZM227 248V247H225ZM19 249V248H18ZM91 249V248H90ZM89 249V250H90ZM23 250H24V247H23ZM88 250V251H89ZM94 250V249H92ZM17 251V250H16ZM20 251V250H19ZM28 251V249L26 250V252ZM200 251V250H199ZM227 251V250H226ZM21 252V251H20ZM127 253H125V255H122V257H118V259L115 258V256L113 255V259L115 260H119V263L120 264H124L125 262L128 261L129 257H130V260L131 261H128L127 264H146V263H142L141 260L139 259V257H136V256H132L133 255V250H127L126 251ZM228 252V251H227ZM17 253V252H15ZM29 253V252H28ZM28 253H26L28 255ZM84 253H87V252H84ZM95 253V252H94ZM93 254V253H92ZM91 254V255H92ZM113 254V252L111 253ZM200 254H203V252ZM213 254V253H212ZM19 255L16 254V256ZM21 255V254H20ZM24 255V253H23ZM31 255V254H30ZM90 255V256H91ZM94 255V254H93ZM121 255V253H120ZM176 255V254H175ZM174 255V256H175ZM188 255V254H187ZM206 255V254H205ZM209 255V254H208ZM217 255V254H216ZM215 255V256H216ZM218 255V256H219ZM26 256V255H25ZM32 256V255H31ZM180 256V255H179ZM185 256V254H184ZM217 256V257H218ZM27 257V256H26ZM29 257V256H28ZM88 256H86L87 258ZM181 257V256H180ZM18 258V257H17ZM85 258V259H86ZM170 258V257H169ZM215 258V257H214ZM20 259V257H19ZM22 260V258H21ZM168 260V259H167ZM172 260V258L170 259ZM205 260V259H203ZM85 261V260H83ZM161 261V260H160ZM201 261V260H200ZM212 261V260H211ZM215 261V260H214ZM86 264V262H84ZM96 264V263H94ZM103 264V263H101ZM116 264V263H115ZM159 264V263H158ZM196 264V263H195ZM205 264V263H204ZM207 264V262H206ZM219 264V263H218Z\"/></svg>", "mask_w": 264, "mask_h": 264}, {"label": "crops", "instance_id": "obj_3", "mask_svg": "<svg viewBox=\"0 0 264 264\" xmlns=\"http://www.w3.org/2000/svg\"><path fill=\"white\" fill-rule=\"evenodd\" d=\"M187 220V219H186ZM240 223H233V224H231V227H233V228H236L238 225H239ZM230 227V225L227 227V228H230V229H232ZM247 231H249V230H247ZM253 231V230H252ZM254 232L255 233H257V231H256V229L254 230ZM249 233V232H248ZM251 233V232H250ZM252 234H253V232H252ZM256 234H253V235H251L250 237L251 238H253V236H255ZM223 236L224 235H222L221 237L220 236H218V237H220L221 238V242L219 243L218 242V245H215L216 247L218 246V247H220V250H214L212 253H210L209 251H207V250H202V249H200V251L198 250V252L196 253V256H197V254L198 255H200V256H202V255H205L206 257H202L200 260H194L193 258H190L189 260H187L186 259V257L185 256H183L184 254L186 255V256H190V254H191V252H189V251H185V250H180L179 252L180 253H175V252H173L172 251V254H171V256H166V255H162V256H159V257H157V263H159L160 264V262L158 261L159 259L161 260H163V264H206V262H207V264H220V262L218 261V258L221 256V255H219V253L220 254H226V253H228L229 251H231V250H227V249H224L225 247H227V248H231V246H225L224 248H223V244H224V242H223V240H222V238H223ZM225 237H227V236H225ZM232 237V236H231ZM233 237H235L236 239H237V235H234ZM232 237V238H233ZM250 237H248V238H246L245 240H242V241H239V242H244V241H248V242H250L248 239L250 238ZM214 238V237H213ZM231 238V240H233ZM212 238H210L207 242H209L210 240H211ZM224 239V238H223ZM205 241V240H204ZM206 242V243H207ZM235 242V241H234ZM205 243V244H206ZM237 242H235V244H236ZM204 244V245H205ZM222 244V245H221ZM235 244H233V245H235ZM203 245V246H204ZM202 246V248L204 249V247ZM238 246H236L235 247V249L237 248ZM228 252H227V251ZM200 252L202 253L203 252V254H200ZM166 253H168V252H166ZM176 254V255H175ZM188 254V255H187ZM209 254V255H208ZM217 254V255H216ZM175 255V256H174ZM179 255H181V257L179 256ZM216 255V256H215ZM219 255V256H218ZM218 256V257H217ZM170 257V258H169ZM215 257V258H214ZM140 258V257H139ZM142 258H143V260L145 261V262H147L146 261V258H144V257H141L140 259L142 260ZM172 258V260H170ZM168 259V260H167ZM203 259H205V260H203ZM212 260V261H211ZM215 260V261H214ZM143 261V262H144ZM184 261H186V262H184ZM188 261V262H187ZM221 264H223V263H221Z\"/></svg>", "mask_w": 264, "mask_h": 264}, {"label": "water", "instance_id": "obj_4", "mask_svg": "<svg viewBox=\"0 0 264 264\" xmlns=\"http://www.w3.org/2000/svg\"><path fill=\"white\" fill-rule=\"evenodd\" d=\"M136 89V83L124 76L103 80L96 88V94L103 100L121 98Z\"/></svg>", "mask_w": 264, "mask_h": 264}]
</instances>
